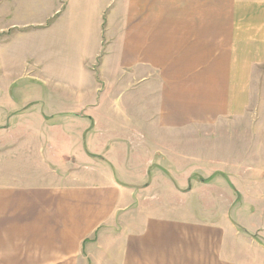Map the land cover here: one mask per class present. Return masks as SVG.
<instances>
[{
    "label": "crops",
    "instance_id": "crops-1",
    "mask_svg": "<svg viewBox=\"0 0 264 264\" xmlns=\"http://www.w3.org/2000/svg\"><path fill=\"white\" fill-rule=\"evenodd\" d=\"M113 5L68 83L76 128L0 125V264H264V0Z\"/></svg>",
    "mask_w": 264,
    "mask_h": 264
},
{
    "label": "rangeland",
    "instance_id": "rangeland-1",
    "mask_svg": "<svg viewBox=\"0 0 264 264\" xmlns=\"http://www.w3.org/2000/svg\"><path fill=\"white\" fill-rule=\"evenodd\" d=\"M115 1L0 0V96L12 99L13 103L11 112L0 118V125L17 131H33L30 133L37 129L49 131L53 127L64 130L72 126L76 128L77 119L68 116L66 111L74 108L68 83L79 71V65L85 58L82 57L83 52L93 49L96 37L101 36L102 39V26L97 28L95 21V3L104 6L102 20L106 23L111 13L109 6ZM105 48L102 44L97 58L88 62L89 68L99 69L97 66ZM98 80L105 82L101 75ZM118 93L116 87L107 88L99 101L102 112H116L124 106V98L115 99ZM97 96L93 93L89 102L98 101ZM113 121L120 128L128 130L131 127L125 121ZM103 123L104 127L112 129L108 121ZM198 145H203L205 158L227 162L226 137L205 136ZM189 150L202 151L192 147ZM188 202L189 206H196L194 199Z\"/></svg>",
    "mask_w": 264,
    "mask_h": 264
}]
</instances>
